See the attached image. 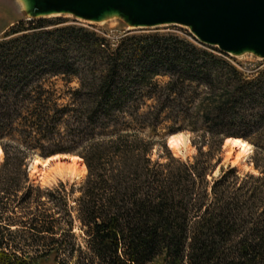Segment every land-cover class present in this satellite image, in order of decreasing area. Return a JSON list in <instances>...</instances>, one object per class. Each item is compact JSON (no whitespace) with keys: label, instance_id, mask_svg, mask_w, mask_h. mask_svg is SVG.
I'll return each instance as SVG.
<instances>
[{"label":"trees","instance_id":"1","mask_svg":"<svg viewBox=\"0 0 264 264\" xmlns=\"http://www.w3.org/2000/svg\"><path fill=\"white\" fill-rule=\"evenodd\" d=\"M28 27L17 22L0 41V264H147L158 257L163 264H264V159H253L259 176L240 178L232 168L208 181L209 144L208 152L206 143L197 147L192 163L168 151L160 163L150 160L151 140L140 137L156 134L164 112L188 118L191 110L190 131L200 120L218 151L222 140L240 139L264 154V72L246 81L219 56L226 54L190 35L132 37L111 49L79 26L27 34ZM157 65L194 84L183 95L187 102L202 95L200 104L140 112L138 92L125 85L144 83ZM126 73L132 79L120 80ZM47 74L77 76L75 105L46 97ZM200 86L206 91L197 93ZM30 153L79 156L87 175L74 205L62 184L29 182Z\"/></svg>","mask_w":264,"mask_h":264},{"label":"rangeland","instance_id":"2","mask_svg":"<svg viewBox=\"0 0 264 264\" xmlns=\"http://www.w3.org/2000/svg\"><path fill=\"white\" fill-rule=\"evenodd\" d=\"M20 21H25L27 23V26H29L27 34L34 33V31L40 32L47 29H57L59 27L65 26H79L87 29L88 31H93L98 35H102L108 41L111 49H116L120 45V43H124L125 41H127V39L132 37L165 34L178 35L185 38H188V35L192 36L186 28L180 26H162L149 29H129L117 21L106 23H87L63 15L52 16L43 19L27 20L20 12V8L15 0H0V41L6 38L5 35L9 31V29L12 28V25ZM32 28L38 29L33 31L31 30ZM219 56L229 64L235 66V68L241 73L246 81L256 79L260 73L264 72V60L262 59H256L250 56L231 57L220 54ZM157 66V74L152 76L149 75L147 79L144 80V83L133 81L130 86H128L127 84L125 85V88L127 90L138 92V94L134 95L133 97L135 101L133 105H137L140 112L146 111L150 105H179L182 108H189L200 104L202 95L199 97H194L192 101L188 99L187 102V100H185L189 96L187 94L183 95V92H185L184 90H186V87L190 88L189 83L183 82L181 79L171 77V74H169L168 71L160 69L159 65ZM133 75L134 74L126 73L123 76L121 74L120 80H122V78L124 77H129L130 79H132ZM79 82L80 81H78L77 76L68 78L62 75L47 74L43 76L41 84L43 88L48 92L46 97L52 99L59 106L69 107L71 105H75L72 102V93L79 87ZM168 83L170 84V87H173L174 89H176L175 91H178L179 93H170L169 95L168 92H166L165 88ZM194 86L195 85L192 84L191 88H194ZM150 89L153 90L152 95L148 94V92L151 91ZM195 89L197 93L206 91L203 86L196 87ZM167 95H169L168 100H166ZM190 112L191 110H189L188 112L186 111L188 118H185L186 115L182 114L178 117H175L174 119L172 116H167V112H164V114L161 116V122L157 127L156 134H149L146 131L141 134L140 137L145 139L146 137H148L149 140H151L152 147L149 156L152 162L159 161L160 163H164L166 161V151H168L172 157L178 159L180 162L192 163L198 153L197 147L202 143H206V145L202 148V152L209 151V147H207V144L212 147L210 148V172L207 176L208 181H211L212 178L215 179L223 172H226L227 170L232 168L235 170V175L240 178L248 175L259 176V171L253 168V159L256 157L257 159H261L262 162L264 159V154H261L260 152H254V147L249 143L252 146V152L247 156H240L239 160L234 161L233 152L230 157H227L226 149L224 146L226 140H222L220 150L218 151L217 147L212 143L215 142V139L211 138L209 134L203 132V128H205V126L200 120L194 126L196 130L190 131V123H192L191 118H189ZM174 125H185L187 126V128L175 133H168V129L170 127H173ZM60 131H62V129ZM174 134H182V138L186 140V145L182 146L180 148V151L176 153H173L167 146L168 137ZM64 138V140L67 139L66 137ZM63 145L65 147H69L68 142H64ZM74 155L76 154H71V156ZM76 156L79 157L78 155ZM35 158L45 160L46 157H38L34 153H30V155H27L26 163L29 182L32 185H38L40 188L46 189H54L62 184L65 192L68 195V201L70 205H74V201L79 196V187L87 175V170L85 173H83L80 168L79 162L72 163L71 161L62 159L54 161L52 165L47 169H39L41 170L39 171V173H33L32 163ZM2 159L3 154L0 159V163L2 162ZM74 232L76 233V235H78L76 242L80 243L81 248H83L85 245L83 238L85 237L80 234V231L77 229V227L74 228ZM44 264H52V262L47 261ZM147 264H163V262L161 257H158Z\"/></svg>","mask_w":264,"mask_h":264},{"label":"water","instance_id":"3","mask_svg":"<svg viewBox=\"0 0 264 264\" xmlns=\"http://www.w3.org/2000/svg\"><path fill=\"white\" fill-rule=\"evenodd\" d=\"M27 20L69 16L129 29L186 28L231 57L264 60V0H15Z\"/></svg>","mask_w":264,"mask_h":264},{"label":"bare ground","instance_id":"4","mask_svg":"<svg viewBox=\"0 0 264 264\" xmlns=\"http://www.w3.org/2000/svg\"><path fill=\"white\" fill-rule=\"evenodd\" d=\"M185 145H186V140L182 138V134L172 135L169 136L167 139V146L173 153L180 151V148ZM224 146L226 149L227 157H230L232 155V152L234 153L233 156L234 161L239 160L240 156H247L252 152V147L248 143L240 139H226ZM1 157H2V152L0 149V159ZM62 159H66L68 161H71L72 163L79 162L82 172L83 173L86 172L85 166L83 165L81 159H79L76 156H70V155H55L46 158L45 160L36 158L33 160L32 163L33 164L32 172L39 173V171L49 168L54 161L62 160Z\"/></svg>","mask_w":264,"mask_h":264}]
</instances>
